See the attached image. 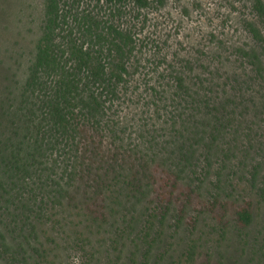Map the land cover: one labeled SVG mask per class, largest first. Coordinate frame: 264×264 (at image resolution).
<instances>
[{
    "label": "rangeland",
    "instance_id": "rangeland-1",
    "mask_svg": "<svg viewBox=\"0 0 264 264\" xmlns=\"http://www.w3.org/2000/svg\"><path fill=\"white\" fill-rule=\"evenodd\" d=\"M147 1L116 11L136 43L129 95L105 106L122 143L106 117L85 139L97 148L90 164L117 153L147 163L154 180L132 199L126 181L104 191L100 222L77 202L56 207L46 224L55 240L48 259L24 262L32 255L24 245L18 262L4 254L0 264H264V12L254 9L264 0ZM44 14L45 0H0V152ZM100 163L89 171L102 175ZM83 182L73 183L76 196ZM241 209L251 215L245 227L235 223ZM139 217L151 221L145 234L133 223ZM114 219L124 222L104 226Z\"/></svg>",
    "mask_w": 264,
    "mask_h": 264
},
{
    "label": "trees",
    "instance_id": "trees-1",
    "mask_svg": "<svg viewBox=\"0 0 264 264\" xmlns=\"http://www.w3.org/2000/svg\"><path fill=\"white\" fill-rule=\"evenodd\" d=\"M131 3L148 5L147 0H45L41 35L14 108L16 122L0 152V204L4 203L0 205L1 216L4 214L0 221V259L7 254L12 263L18 262L19 250L26 255L25 245L32 255L22 257L24 262L28 258L45 262L54 249L48 239L55 243L46 224L52 222L56 207L77 202L87 209L89 220L100 222L105 215L100 205L104 191L126 181L131 191L127 187L126 196L132 199L134 194H141L145 181L154 180L147 163L119 158L117 153L106 162L94 160L104 167L102 175L89 171L94 164H90L89 155L98 156L97 148H90L85 139L89 126L96 130L106 117L104 125L115 135L117 131L106 115L109 107L105 106L122 94L129 95V60L134 57L136 43L115 18L120 6ZM254 9L259 14L264 12L260 1ZM118 132L114 141L122 143L124 137ZM118 149L124 150L120 145ZM71 157L75 163L64 164L57 174V164ZM136 160L141 162L142 158ZM77 180L84 181L78 196L71 192ZM84 183L92 188L87 197ZM122 222L114 219L104 226ZM250 222L247 210L236 213L238 226ZM133 223L139 225L140 234L150 230L148 217L136 218Z\"/></svg>",
    "mask_w": 264,
    "mask_h": 264
}]
</instances>
